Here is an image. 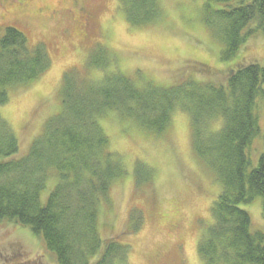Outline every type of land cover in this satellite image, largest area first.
<instances>
[{
    "label": "trees",
    "instance_id": "16d2710c",
    "mask_svg": "<svg viewBox=\"0 0 264 264\" xmlns=\"http://www.w3.org/2000/svg\"><path fill=\"white\" fill-rule=\"evenodd\" d=\"M120 1L132 5L128 20L135 26L160 15L158 0ZM204 12L205 24L222 47L223 62L258 31L264 34V0H206ZM252 23L256 26L250 27ZM98 51L90 66L102 79L66 75L61 112L46 123L26 155L20 156L19 140L0 114V223L29 229L57 264H130V246L116 238L105 240L99 231L100 208L108 204L111 186L126 175L99 121L114 112L165 134L173 114L181 110L191 119L197 155L222 185L199 255L206 264H264V233L251 232L250 215L241 208L260 197L264 215V152L255 168L250 160L260 134L257 107L258 101L264 104V64L237 68L226 86L192 80L139 85L137 78L110 70L111 63ZM50 64L44 46L31 48L22 32L0 26V107L9 103L12 90L41 79ZM213 120L221 123L217 131L209 130ZM51 181L56 185L42 201Z\"/></svg>",
    "mask_w": 264,
    "mask_h": 264
},
{
    "label": "rangeland",
    "instance_id": "374dc122",
    "mask_svg": "<svg viewBox=\"0 0 264 264\" xmlns=\"http://www.w3.org/2000/svg\"><path fill=\"white\" fill-rule=\"evenodd\" d=\"M24 1L28 8L20 14L16 7H9V0H0V26L22 32L31 48L44 46L51 64L41 79L12 90L9 103L0 107L19 140L20 156L28 153L46 123L61 112L60 91L66 75L76 72L94 82L102 79L103 74L90 66L98 48L101 58L111 63L110 70L137 78L139 85L172 86L192 80L226 86L237 68L264 64L260 31L234 58L221 61L222 47L205 24L206 0H158L160 15L140 26L128 20L132 5L120 0H82L85 22L76 19L72 0ZM12 3L19 5V0ZM47 8L61 10L54 18L36 14V9ZM258 106L260 134L251 147V168L264 152L263 102L258 101ZM99 122L126 171L111 186L108 204L100 208L102 238L129 245L130 264H206L199 244L214 223L212 206L222 185L194 149L189 115L175 111L165 134L141 128L114 112ZM220 125L213 120L208 127L217 131ZM53 181L42 201L54 189ZM241 208L250 215L251 232L264 233L262 199L256 197ZM0 264H57V260L29 229L2 222Z\"/></svg>",
    "mask_w": 264,
    "mask_h": 264
},
{
    "label": "flooded vegetation",
    "instance_id": "af4514ba",
    "mask_svg": "<svg viewBox=\"0 0 264 264\" xmlns=\"http://www.w3.org/2000/svg\"><path fill=\"white\" fill-rule=\"evenodd\" d=\"M10 1V5L9 7H16L17 10H19L18 12L21 14L23 13V11H27V3L26 1H24V4H20V5H11L13 4L12 2H14L15 0H9ZM72 7L73 9L75 10L76 14H77V20H82V22H85L87 21L88 17L87 16H84V17H81L83 15V9H82V0H72ZM61 9L57 10V11H54V12H51L50 11V8H47V9H44L42 11H40V9H36V14L39 15V16H43V14L47 13L48 14V18H54V16L58 15L60 12ZM24 16V14H22V17Z\"/></svg>",
    "mask_w": 264,
    "mask_h": 264
}]
</instances>
